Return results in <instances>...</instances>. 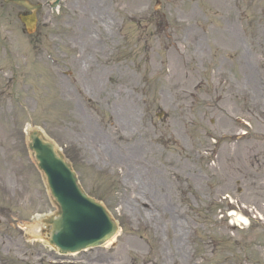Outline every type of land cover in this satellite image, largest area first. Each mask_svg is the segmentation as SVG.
<instances>
[{"label":"rangeland","instance_id":"rangeland-1","mask_svg":"<svg viewBox=\"0 0 264 264\" xmlns=\"http://www.w3.org/2000/svg\"><path fill=\"white\" fill-rule=\"evenodd\" d=\"M26 1L42 4L31 34L25 10L0 0V264H171L165 219L135 222L129 192L184 212L189 260L178 264H264V0H63L55 12ZM88 128L112 148L139 144L146 169L131 182L105 166ZM35 130L119 223L111 244L59 257L36 242L56 208L27 149ZM117 135L133 141L117 146ZM170 155L188 165L171 182ZM227 205L250 225L222 218Z\"/></svg>","mask_w":264,"mask_h":264},{"label":"water","instance_id":"water-1","mask_svg":"<svg viewBox=\"0 0 264 264\" xmlns=\"http://www.w3.org/2000/svg\"><path fill=\"white\" fill-rule=\"evenodd\" d=\"M3 1L30 11L37 9L24 1ZM30 139L32 141L30 148L35 152L38 166L47 176L51 194L59 205L58 218L45 222L52 227L49 243L58 247L61 253H69L108 240L116 227L106 212L82 194L69 166L62 159L55 157L50 145L39 142L34 133Z\"/></svg>","mask_w":264,"mask_h":264},{"label":"bare ground","instance_id":"bare-ground-1","mask_svg":"<svg viewBox=\"0 0 264 264\" xmlns=\"http://www.w3.org/2000/svg\"><path fill=\"white\" fill-rule=\"evenodd\" d=\"M173 53L176 55L175 60L181 61L180 58V50L177 48H171ZM87 138L90 139V144L92 149L95 153L98 152V154H101L104 159L106 160L105 166H120L121 168L125 169V175H127V178L130 177V175H133L134 177L131 178V182L134 181L135 177L138 175H141L142 171L146 169V166L142 165V163L145 162V160L148 162L145 154V158L142 159L139 157L138 150H139V144H133L129 149H122L119 148H112L109 145L106 144V138L103 136V133L86 129ZM149 139V138H148ZM115 141L117 143V146H123L125 143L133 141V136H130L129 138H122L121 136L117 135L115 136ZM224 150L227 148V144L223 143ZM116 150V151H115ZM173 155H170L168 159L165 160L164 157V164H165V179H167L169 182L174 181L172 180V177H175L177 173H183L187 170L188 165L185 160L182 159H174L172 158ZM144 157V156H142ZM162 157V155H161ZM191 171H194V168L189 166ZM156 178V177H155ZM176 179V178H175ZM178 182V180L176 179ZM178 184V183H177ZM156 186L157 183L155 184ZM162 190V187L161 189ZM127 192V191H125ZM132 193V192H131ZM129 192V196L125 197V208H128L130 210V213H133L135 222L138 221L139 224L146 226L147 224H152L156 227H159L160 221L165 219V226L167 229V238L170 239V245L167 249V252H163V256L165 258H170L171 264H178L177 259L175 256H180L181 254L182 259L185 258V261L188 259V232L185 227L182 228V222L180 221V218H182L185 214L181 210L177 211H168V208H160L157 207L159 204L154 201L153 204H148L144 200L137 199L136 195H133ZM160 202V199L158 200ZM160 210V212H159ZM170 214L169 218H166V214ZM238 222L242 223L243 225L247 224V220L244 218H241L239 215H235ZM152 222V223H151ZM114 241V238L108 242V244H111ZM166 245V244H165Z\"/></svg>","mask_w":264,"mask_h":264}]
</instances>
